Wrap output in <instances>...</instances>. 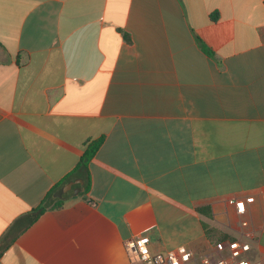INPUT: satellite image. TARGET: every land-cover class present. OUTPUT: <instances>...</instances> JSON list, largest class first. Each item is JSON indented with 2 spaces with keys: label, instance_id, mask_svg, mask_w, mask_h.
Instances as JSON below:
<instances>
[{
  "label": "crops",
  "instance_id": "crops-1",
  "mask_svg": "<svg viewBox=\"0 0 264 264\" xmlns=\"http://www.w3.org/2000/svg\"><path fill=\"white\" fill-rule=\"evenodd\" d=\"M144 235L264 264V0H0V264H131Z\"/></svg>",
  "mask_w": 264,
  "mask_h": 264
},
{
  "label": "built area",
  "instance_id": "built-area-1",
  "mask_svg": "<svg viewBox=\"0 0 264 264\" xmlns=\"http://www.w3.org/2000/svg\"><path fill=\"white\" fill-rule=\"evenodd\" d=\"M231 202L236 204L240 213L245 212L243 200ZM243 224L247 225V222ZM124 248L131 264H261L251 255V243L242 238L218 240L210 252L202 254L185 245L153 252L146 235L129 238L124 242Z\"/></svg>",
  "mask_w": 264,
  "mask_h": 264
},
{
  "label": "trees",
  "instance_id": "trees-1",
  "mask_svg": "<svg viewBox=\"0 0 264 264\" xmlns=\"http://www.w3.org/2000/svg\"><path fill=\"white\" fill-rule=\"evenodd\" d=\"M212 17L215 18L214 15H212ZM198 41H199L201 48L206 53H208L210 55L213 54L212 48L210 46H208L202 39L199 38ZM103 142H104V136H101L100 138L88 141L86 144V149H85L84 155L81 157L80 161L78 162V164L74 170L75 172L80 171L83 174H86V176H88V181H89V163H90L91 159L96 155L98 149L103 144ZM87 189H89V183L87 185ZM46 207L47 206L45 204H42L37 209L32 211V213H30L28 216L30 218L29 224L31 222H33V220H35L46 209Z\"/></svg>",
  "mask_w": 264,
  "mask_h": 264
},
{
  "label": "water",
  "instance_id": "water-1",
  "mask_svg": "<svg viewBox=\"0 0 264 264\" xmlns=\"http://www.w3.org/2000/svg\"><path fill=\"white\" fill-rule=\"evenodd\" d=\"M75 190H76V191H78V190H80V188H79V187H77Z\"/></svg>",
  "mask_w": 264,
  "mask_h": 264
}]
</instances>
